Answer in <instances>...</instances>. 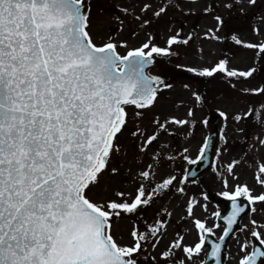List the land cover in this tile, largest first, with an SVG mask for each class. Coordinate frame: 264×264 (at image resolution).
Listing matches in <instances>:
<instances>
[{"label":"snow or ice","instance_id":"obj_1","mask_svg":"<svg viewBox=\"0 0 264 264\" xmlns=\"http://www.w3.org/2000/svg\"><path fill=\"white\" fill-rule=\"evenodd\" d=\"M112 4L121 13L114 19L122 26L128 9L121 8L116 0ZM245 5L255 8L258 0H224L229 10L237 7L243 12ZM93 6V0H0V264H140L149 235L134 224L129 232L131 244H122L114 225L125 216L138 215L154 196L174 187V182L188 180V174L179 180L172 175L147 192L142 181L150 179L152 164H148L149 170H141L136 176L141 182L134 194L115 190L108 199L103 193H96L100 197L97 200L91 198L95 190L104 187L105 175L120 174L115 165L121 152L120 137L128 132V109H134L135 117H142L155 105L160 91L172 88L147 74L146 69L155 57L173 55L172 45L188 44L187 39L178 38L179 33L169 38L166 48L154 45L149 37L122 55L119 49L128 48L127 43L111 36L100 44L94 40ZM151 10L147 2L140 9L142 13ZM167 12L168 7L161 6L153 15L162 19ZM214 19L218 32L224 21L220 15ZM149 23L142 21V25ZM253 31L259 34L258 29ZM210 38L222 39L219 35ZM232 40L264 60V41L243 43L235 36ZM187 71L200 77L220 73L248 79L254 77L256 68L235 70L227 59H221L215 66ZM246 91L264 95V87ZM195 99L199 102L201 97ZM192 114L189 110L188 115ZM252 114L250 109L234 119L239 122ZM154 123L166 131L159 119ZM169 123L185 126L189 121L173 118ZM129 135L138 141L139 152H147L158 141L156 132L145 136L138 128ZM260 143L264 145V140ZM208 147L206 140L196 159L187 155L183 159L196 165L205 158ZM238 164L233 161L227 166L234 179H238L234 174ZM255 180L264 187V164L257 166ZM223 184L231 190L218 195L232 201L233 210L219 242L209 253L206 244L215 232L205 221L196 219L197 242L185 245L182 236L173 241L161 254L164 264L175 255L174 250L185 256L179 264H195L196 260L204 264L202 252L221 264L224 239L248 207L242 206L240 199L249 205H264V193L254 194L247 184L231 185L228 180ZM177 190L184 193L183 187ZM203 198L207 201L209 194L203 193ZM195 206L189 202V216ZM201 207L206 209L207 205ZM213 215L223 219L219 212ZM250 224V239L239 241L243 255L238 264H264V223L253 219ZM163 227L161 223L148 230L155 239L153 248L160 242L156 237ZM251 239L260 247L251 245Z\"/></svg>","mask_w":264,"mask_h":264},{"label":"rangeland","instance_id":"obj_2","mask_svg":"<svg viewBox=\"0 0 264 264\" xmlns=\"http://www.w3.org/2000/svg\"><path fill=\"white\" fill-rule=\"evenodd\" d=\"M174 1L175 6L172 0H116V3L121 8L128 9V14L122 17L124 23L121 26L114 19V17L120 16L121 13L113 7L112 0H93L94 6L92 7L91 16V33L93 38L98 44L106 42L110 36L117 42L127 43L128 48L119 49L121 54H125L128 50L139 47L149 37L153 38L152 43L154 45L166 48L168 47L167 41L170 37L179 33V37L181 38L191 28L193 30V38H197L198 33V38L201 40L199 47L204 50L206 55L202 56V66H211L220 57L219 52L224 46L226 49L231 48L229 56L230 65L236 67L237 63L241 64L247 59L249 62L246 68L253 65L252 60L248 58L253 53L248 52L242 45H237L232 40V37L235 36L243 42V40L253 37L252 35L248 36V33L251 34L252 32L258 39V42L263 41L264 2H259L258 0V6L255 8L245 5V10L237 14L235 12L241 11L240 9L226 12L224 0H220L221 9L218 15L222 17L224 24L217 32V23L213 16L208 18L205 13L194 12L193 16L189 17L188 7L183 4L182 0ZM145 2L151 4L152 10L142 13L140 9ZM161 6L168 7L166 17L162 19L156 18L153 15L154 11H157ZM203 6H205L204 0L192 5V9L199 11ZM247 11L249 13L248 17H246ZM254 12L256 15L253 14ZM169 13L172 19H169ZM250 15H255L254 21L250 19ZM136 17H140V19L137 20ZM240 19H248L250 22L243 20L241 23ZM144 20H150V23L142 25V21ZM225 22L232 26L227 27ZM233 26L241 28L238 33L232 31L234 29ZM121 27L122 31L119 30ZM251 27L252 29H258L259 34L252 31ZM209 30L212 31L210 32ZM212 35H219L222 39L217 41L210 38ZM174 46H171L172 52ZM183 46L185 44L176 45L177 49H175L171 57L172 60L176 61L174 63L170 62L171 67L166 66L163 70H159L156 73L164 75L165 82L171 84L172 88L159 92L155 105L150 110H145L142 117H135L133 115L134 109H128L130 117L128 132L120 137L121 152L116 158L115 165L120 168V174L117 176L105 175L103 180L104 187L94 191L91 197L93 200L100 198L96 193H103V198L108 199L115 190H124L134 194L135 188L141 182L136 179V176L141 170H149L146 167L148 164H152V168L149 170L150 179L142 182L145 185L146 191L150 192L152 188H155L164 179L172 175H175L178 180L184 176L190 164L183 159V156L187 155L191 159L197 158L199 149L202 143H204L202 139L205 133L207 134L210 131L208 124L204 123L207 116L206 105L217 94L214 93L212 97H209L208 101L201 99L197 102L195 96L199 94L197 89L200 76L191 75L187 72L186 67L184 69V66L187 65L184 60H187L188 57H183L186 53L182 51ZM191 49L186 54L187 56H189ZM198 57L199 54H194L189 62L197 60ZM173 64H175V67ZM238 66L240 67V65ZM173 72H175V75L172 77ZM230 84L235 88L236 84L234 82ZM185 85H188V87L185 88ZM260 86L261 82H258L257 79H251L248 87L249 90H252ZM238 88L241 87L238 86ZM237 93H232L231 91L227 94L223 92L219 93L220 96L214 104L218 109L227 110L229 116L233 115L232 118L228 117L225 119L221 125L222 138L220 143L225 148L220 150L218 154L222 164L218 160L214 168L215 171L218 166H223L222 171H216L219 179L217 181L218 186L212 187L217 192L231 190V188H224V180H228L231 185H234L237 183L247 184L252 179V173L244 175L242 167L234 169V174L238 177V179H234L233 175L227 172V166L230 163L241 159L244 165H249L251 169L257 171V166L262 162V157L264 158V145L260 143V140L264 139V134L263 131H259L254 127L255 120L254 125H252L246 119H242L239 122L234 119L237 115L243 116V112H246L248 107L246 104L247 98L239 97ZM236 96L239 97V100H237ZM189 110L193 113L191 116L188 115ZM173 118L186 119L189 121V124L180 126L169 123ZM155 119H159L161 124H165L166 131L158 129L154 123ZM137 128L145 136L151 135L154 132L158 134V141L154 142L147 152H139L137 149L138 141L129 135L132 130ZM261 134L262 136H260ZM185 148L188 149L187 153L184 152ZM203 180L202 175V179L200 177L199 181H185L182 184L174 182V187L163 190L159 195L154 196V199L148 206L139 210L138 215L135 217H131L130 215L125 216L116 222L114 232L122 244H131L129 232L134 224L141 232L149 235V241L145 244V251L141 254L140 264H164L161 254L168 251L170 244L181 236L184 237L183 243L185 245H193L197 242V229L194 225L196 219L204 221V216L205 218L209 216L206 222L207 226L212 227L214 225V218L216 216L212 213L219 212L222 209V205L207 203L206 209L201 207V205H205L203 203L204 198L202 199ZM251 182L253 184L257 183L256 181ZM181 187L184 188L183 194L177 190ZM190 201L196 205L192 216H189L187 213ZM256 216H258L257 212H252L243 219L242 226L244 225L243 229L245 230L238 232L234 237V244L229 245L225 264L238 263V260L243 255L239 249V241L249 239L252 230L250 221L255 219ZM161 223L164 227L161 228V232L156 237L160 242L153 248L152 244L155 243V239L151 237L148 230L150 227H159ZM174 252L175 255L169 258L168 264H179L180 260L185 259L184 254L180 250H174ZM153 257H155V260H153ZM203 258L204 253L202 252L201 259L203 260ZM195 264H200V260H196Z\"/></svg>","mask_w":264,"mask_h":264},{"label":"water","instance_id":"obj_3","mask_svg":"<svg viewBox=\"0 0 264 264\" xmlns=\"http://www.w3.org/2000/svg\"><path fill=\"white\" fill-rule=\"evenodd\" d=\"M202 161L205 163V159H203ZM202 164H203V163H199V165H198L196 168H193V169L191 170V172L188 174V177H189V178L195 177L196 175H198V173H200V172H201V171L207 166L206 164L202 166ZM201 166H202V167H201ZM232 205H233V202L230 201L229 209H228L227 212L222 216V218H223L222 220H224V221L226 222V226H227V227H228V220H227V218L231 215L232 210H233ZM242 206H245V205H242ZM237 221H238V218H237ZM236 224H237V222H236L235 224H233V226H232V232H233L234 226H235ZM230 235H231V234H230ZM230 235H229V236H230ZM228 238H229V237H226V238L224 239L223 245H225V243H226V241H227ZM216 242H219V241L209 240V242H208V243H209V246H210L209 253H210L211 250H212V245H213L214 243H216ZM224 247H225V246L222 247V253H221V256H222V258H221V264H222L223 255H224V249H225ZM204 264H216V260H215V258H210V257L207 255Z\"/></svg>","mask_w":264,"mask_h":264},{"label":"flooded vegetation","instance_id":"obj_4","mask_svg":"<svg viewBox=\"0 0 264 264\" xmlns=\"http://www.w3.org/2000/svg\"><path fill=\"white\" fill-rule=\"evenodd\" d=\"M212 3H213V6L211 8H214V6L216 5V0H212ZM249 41H255V39H248ZM260 70H261V73H264V64H261V67H260ZM255 99V98H254ZM253 105L255 103H252ZM264 190L263 187H261L260 185H257V184H254L253 187H252V190ZM260 205V204H257V206ZM257 215L255 217V220L257 221L258 224H261V223H264V211H260V210H257ZM259 217H262V218H259Z\"/></svg>","mask_w":264,"mask_h":264}]
</instances>
